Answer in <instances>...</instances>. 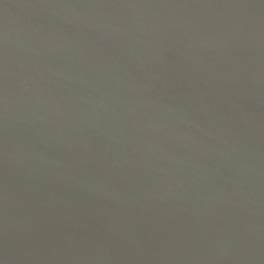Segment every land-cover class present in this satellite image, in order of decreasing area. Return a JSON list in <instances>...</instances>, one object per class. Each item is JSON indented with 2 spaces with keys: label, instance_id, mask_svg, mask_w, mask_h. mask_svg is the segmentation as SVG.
Wrapping results in <instances>:
<instances>
[{
  "label": "water",
  "instance_id": "water-1",
  "mask_svg": "<svg viewBox=\"0 0 264 264\" xmlns=\"http://www.w3.org/2000/svg\"><path fill=\"white\" fill-rule=\"evenodd\" d=\"M0 264H264V0H0Z\"/></svg>",
  "mask_w": 264,
  "mask_h": 264
}]
</instances>
